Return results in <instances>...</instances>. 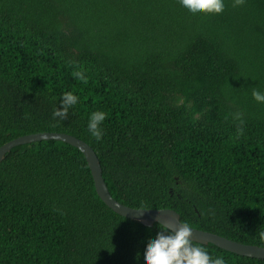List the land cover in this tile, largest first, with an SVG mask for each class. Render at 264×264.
Returning <instances> with one entry per match:
<instances>
[{"label":"trees","instance_id":"trees-1","mask_svg":"<svg viewBox=\"0 0 264 264\" xmlns=\"http://www.w3.org/2000/svg\"><path fill=\"white\" fill-rule=\"evenodd\" d=\"M232 4L193 16L178 0H0V146L72 134L119 202L264 246V103L252 97L264 91V0ZM68 91L78 103L54 118ZM94 111L106 113L100 141ZM162 226L113 210L70 143L18 145L0 163V264H143Z\"/></svg>","mask_w":264,"mask_h":264},{"label":"clouds","instance_id":"clouds-1","mask_svg":"<svg viewBox=\"0 0 264 264\" xmlns=\"http://www.w3.org/2000/svg\"><path fill=\"white\" fill-rule=\"evenodd\" d=\"M244 0H233V7L243 4ZM181 8L185 9L190 15L199 14H220L224 11L225 0H178ZM75 78L83 84L88 83V78L81 71L73 73ZM252 97L258 103H264V91L253 89ZM79 97L73 92H64L60 99V107L53 110V117L64 119L68 114V109L76 105ZM106 118L104 111H94L90 113L87 130L97 141L103 136L102 123ZM236 119H240V114H235ZM243 121L241 120V123ZM162 227L156 234V237L147 242L143 253V264H227L223 256H215L201 247L199 242L191 239L192 228L184 222L180 227L171 231L163 223L157 222ZM261 240H264V233L261 234Z\"/></svg>","mask_w":264,"mask_h":264},{"label":"water","instance_id":"water-1","mask_svg":"<svg viewBox=\"0 0 264 264\" xmlns=\"http://www.w3.org/2000/svg\"><path fill=\"white\" fill-rule=\"evenodd\" d=\"M49 139L70 143L71 145L79 148L85 154L92 170L99 195L113 210L119 214L130 219L140 221L147 226H153L156 222H161L172 231H175L180 227L179 222L183 223L180 213L173 208H136L125 205L116 200L110 193L105 182L103 169L96 151L89 143L69 133L39 132L12 139L0 146V163L4 160L6 154L18 145ZM189 227L192 228L191 239L196 242L203 244L212 243L218 247L240 255L264 259V246L241 243L214 232L191 226Z\"/></svg>","mask_w":264,"mask_h":264}]
</instances>
